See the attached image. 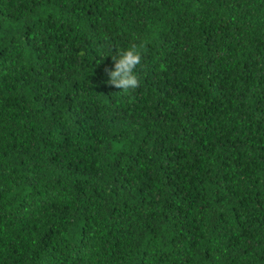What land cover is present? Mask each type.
Instances as JSON below:
<instances>
[{
    "label": "trees",
    "instance_id": "16d2710c",
    "mask_svg": "<svg viewBox=\"0 0 264 264\" xmlns=\"http://www.w3.org/2000/svg\"><path fill=\"white\" fill-rule=\"evenodd\" d=\"M0 264H264V0H0Z\"/></svg>",
    "mask_w": 264,
    "mask_h": 264
},
{
    "label": "clouds",
    "instance_id": "9594fccd",
    "mask_svg": "<svg viewBox=\"0 0 264 264\" xmlns=\"http://www.w3.org/2000/svg\"><path fill=\"white\" fill-rule=\"evenodd\" d=\"M114 67L106 69L108 83L121 89L120 93L131 94L140 86L139 66L143 60V45L131 42L127 45L109 46L103 55L113 53ZM102 55V56H103Z\"/></svg>",
    "mask_w": 264,
    "mask_h": 264
}]
</instances>
